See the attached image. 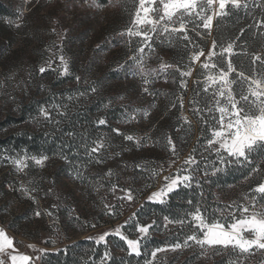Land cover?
<instances>
[{
    "label": "rangeland",
    "instance_id": "obj_1",
    "mask_svg": "<svg viewBox=\"0 0 264 264\" xmlns=\"http://www.w3.org/2000/svg\"><path fill=\"white\" fill-rule=\"evenodd\" d=\"M3 1L14 6L15 17L0 23V108L14 104L17 96L20 97L28 88H33L32 77L35 72L38 76L46 72L47 75L39 79V94L36 98L39 103H34L30 109V115L34 116H29L27 122L21 125L10 122L1 126L0 137L36 129L44 130L47 126L55 125L59 115L63 114L64 107L74 103H88L97 98V95L104 96L108 104L115 99L123 105L134 99L135 91L139 90L146 94L148 101H154L155 104L152 91L156 88H150L149 83L144 81L140 83L135 80L132 71L127 73L126 87L116 80L115 83H108L116 91L113 94L106 93L109 91L108 81L102 79L109 76L108 73L120 69L126 61L132 60L130 57L133 55H127L123 62L120 58L113 59L112 66L106 67V60L112 56L110 53H103L100 47L104 45L108 32H104V35L100 32L98 36L95 33L110 26V31L115 35L124 32L129 37L126 30L132 26L138 0L135 6L132 0ZM216 8L218 6H213L207 14L213 15ZM22 15L26 18L22 19ZM215 18L214 15L213 23ZM195 23L201 21L196 19ZM212 30L213 25L207 31L212 34ZM208 40L206 53L212 45L211 38ZM136 44L139 47L140 41ZM60 56L68 63L67 75H58L62 70ZM41 66L46 69L44 73L39 71ZM76 77L80 78L79 81ZM93 86L97 89L95 92L91 91ZM145 88L148 91H144ZM157 89L158 92L161 91V85ZM81 93L84 95H80ZM69 96L72 97L71 100ZM181 100L183 108L180 115L189 119L186 112L187 100L182 98L179 102ZM53 105L61 107L57 110ZM133 105L140 118L135 116L129 122L125 116L130 111L124 110L116 114L119 119L114 125L109 122L99 125L97 121L105 118L98 110L92 129L95 135L89 139L84 137L80 145H77L83 149V153L73 151L69 155L47 156L48 159L41 166L32 159L34 156L23 150H0V228L14 239L19 253L33 257L31 264H62L63 258L56 257L58 252H66V247L76 245L79 241L86 243L76 249L79 250V254L75 256L79 264H130V256L135 257L137 264H144L145 258L151 259L150 254L146 255L145 251H141L139 257L129 255L124 241L112 233L119 227L129 239H137L140 237V233L136 231L137 224L152 225L150 234L141 242L143 248L152 235L154 221L139 220L133 213L143 202H151L148 197L163 185L164 176L188 174L190 166L185 165L184 161L191 155L187 152L176 158L167 145L154 147L149 139L150 122L157 111ZM41 107L49 109L51 119L55 117L57 120L53 122L40 118ZM145 112L148 113L146 117ZM102 127H105L104 130ZM113 129H119L121 135ZM124 135L138 138L141 146L137 147L134 142L125 140ZM101 139L104 147L98 153L88 155V150L95 146L94 142ZM212 155L216 153H211L212 166L225 165L220 163L217 155L216 158H212ZM17 160L22 161L19 168L15 163ZM97 160L101 162L98 163ZM172 161L175 163L169 167ZM249 165L252 168L261 166L254 160ZM182 169H188V172L181 171ZM109 170L112 173L110 176L107 175ZM153 170L160 171V175L153 177ZM113 185L116 186L115 192L112 190ZM121 189L130 190L133 200L118 199L124 195ZM242 196L245 197L246 192ZM233 199L229 194L224 202L233 204ZM105 204L115 206L111 214ZM253 211L264 212L252 208L248 214ZM37 212L40 213L39 216L36 215ZM222 221L228 220L223 218ZM104 233L110 235L105 242L97 244L96 240ZM183 251L185 248L159 252L154 264H167L176 253ZM106 252L110 259H104ZM2 255L4 254H0Z\"/></svg>",
    "mask_w": 264,
    "mask_h": 264
},
{
    "label": "trees",
    "instance_id": "obj_2",
    "mask_svg": "<svg viewBox=\"0 0 264 264\" xmlns=\"http://www.w3.org/2000/svg\"><path fill=\"white\" fill-rule=\"evenodd\" d=\"M132 1L135 6L136 0ZM14 9V6L8 1L0 0V23L10 18L13 19L15 17ZM226 11L227 15L216 16L212 34L201 27L193 30L194 24L188 23V35L191 42L180 39L182 33H163L158 30L157 33L153 34L151 41L153 50L146 49L143 54L142 67L144 72L148 74L146 77L140 73V68L134 64L133 60H128L120 69L108 73L109 76L102 78L106 79V82L108 81L107 84L109 82L115 83L116 80V82L122 83L121 86L126 87L127 73L135 72V80L142 83L146 78L150 81L149 87L156 88L154 92L152 91L153 97L156 99L155 104L154 101H148L146 94H142L139 90L135 91L134 99L123 105L117 103L115 99L108 104L104 96L97 95V98L91 99L88 103L81 105L74 103L64 107V112L59 115L58 120L52 117L53 122L57 120L55 125L47 126L44 130L36 129L0 137V150L8 148L23 150L34 157L69 155L73 151L83 153V149L77 145H80L84 137L89 139L95 135L92 129L95 126V116H97L98 110L104 114L107 122L114 125L119 119H117L116 114L124 110L130 111L125 116L128 121L129 117L133 115L140 118L138 113L134 111L133 104H137L136 106L145 107L144 109L157 111L150 122L149 139L154 147L167 145V137L170 136L176 145V158H180L188 152L196 161L189 167V172L193 177L190 187L179 186L177 190L169 194L163 204L143 202L135 212V216L139 220L154 221L152 235L146 240L141 251H145L144 253L149 255L153 249L158 247L170 246L177 242L182 244L192 232L191 225L188 223L183 226L169 224L165 228L164 217H168L170 220L185 219L187 221L191 218L186 214L194 211L197 206L209 220L222 221L223 218L228 220L222 221L225 226L231 222L233 213L237 218L240 216L237 206L246 205L249 210L256 208L264 211V196L253 191V187L264 179V171L254 173L251 171L252 167L246 163H228L224 166L211 165L212 151L206 150L205 145L211 136L210 128L216 125L212 116L218 117L219 113H210L206 110L212 102V90L210 89L208 93L203 92L204 70L199 67V64L191 65L193 68L191 77H180L179 72L176 71L177 68L185 70L186 66H189V57L192 52L200 48L206 51L209 44L208 39L211 38L212 42L215 41L217 44L216 52H220L221 48L226 47L229 43L233 44V51L236 54L231 59L238 71H243L246 76L251 78L264 75V63H261L260 60L253 63L255 56H260L264 60V0H241L239 8L228 5ZM24 18L26 16L22 15V19ZM111 29L112 27L108 26V28L100 29L99 32L95 33V36H98L100 32L102 35L104 32H108L104 45L100 47L103 53H110L112 56L106 60V67L112 66L113 59L120 58L122 61L127 55H135L139 60L140 54L136 51L138 48L136 42L141 41V37H127L125 34L120 35L121 32L115 35L113 31H110ZM0 31H2V26H0ZM214 60L224 66L220 57H214ZM161 63L170 64L173 67L161 71ZM46 75L47 72L39 76L35 72L32 77L33 88H28L24 95L17 96L14 104L10 103L0 108V127L10 122L19 125L27 122L28 117L31 116L30 109L33 104L39 103L36 101L39 94V79ZM235 75V73L232 74L233 77ZM181 79L187 82L186 88L180 87ZM159 85H161V91L158 92L157 86ZM107 86L109 91L106 93L113 94L116 92L112 85L108 84ZM182 98L187 100L188 123H185L180 115L181 102L179 99ZM196 108L204 110L198 115L194 111ZM104 128L102 127V130ZM41 150L43 151L41 152ZM223 155L226 156L227 154L224 153ZM215 156L212 155V158H216ZM251 156L252 160L261 164L260 167L264 170V150L258 149ZM207 157H210L209 161ZM215 168L223 170L214 172ZM250 189H252L251 192ZM245 192L246 196L241 197V194ZM229 194L235 199H233V204L224 202L226 195ZM84 244H86L84 241H79L76 245L68 246L66 252L60 251L56 257L63 258L62 264H79L75 257L76 254H79L77 252L79 250L76 249ZM189 244L191 247H186L185 251L176 253L167 264H264V255L256 250H253L254 255L245 258L239 254L238 250L234 251L231 247L225 249L218 246L200 250L194 242L189 241ZM121 246L126 251L125 245L122 244ZM128 258L130 264H137L134 256Z\"/></svg>",
    "mask_w": 264,
    "mask_h": 264
},
{
    "label": "snow or ice",
    "instance_id": "obj_3",
    "mask_svg": "<svg viewBox=\"0 0 264 264\" xmlns=\"http://www.w3.org/2000/svg\"><path fill=\"white\" fill-rule=\"evenodd\" d=\"M231 5L233 8H239L241 6V0H138L134 17L131 21V27L126 30V34L129 37H141L140 46L136 49L137 53L140 54V59L133 55L130 59L133 60L134 64L140 68V73L143 76L148 74L144 72L142 67L143 54L145 48L152 51V35L158 32L163 33H182L180 39L191 42V38L188 35V23L194 24L195 28L203 27L204 29L211 30L213 25V16H224L227 15L226 8ZM213 6L218 8L213 10V15H208L207 12L213 9ZM246 7V5H245ZM185 17L189 19L186 20ZM175 18V19H174ZM198 19L201 23H195ZM178 23V26H176ZM147 26V27H144ZM159 26V29H158ZM121 33L120 35H124ZM200 35V33H197ZM195 47V45H193ZM217 44L215 41L212 42L211 48L207 51L200 48L197 51L192 52L189 57L190 64L186 66L185 70L177 68L180 77H191L193 68L191 65L199 64V67L204 70L203 80V92L208 93L212 90V102L207 107L208 112L219 113V116H212V119L216 121V125L210 128L211 136L207 140L206 150L214 151L217 155L221 164L228 163H252L253 152L258 149L264 150V75H260L257 78H251L245 75L243 71H238L234 67L231 57L235 55L233 51V44L229 43L226 47H222L220 52H216L215 49ZM220 57L221 64H218L214 57ZM204 58L203 60L201 58ZM62 70L58 72V75L68 74V63L63 56L59 57ZM260 60L264 63V60L260 56H255L253 63ZM50 67V63L48 64ZM173 65L161 63L160 70L166 71ZM45 67L39 68L40 73L45 72ZM235 73V77L232 74ZM136 73L133 72V75ZM79 81V77H76ZM144 83H149L145 78ZM236 86V87H234ZM180 87L186 88L187 82L183 79L180 80ZM97 89L93 86L92 92ZM144 91H148L147 88ZM80 95H84L81 93ZM72 97L69 96V100ZM122 99V97H121ZM175 106V105H173ZM183 108V101L180 104ZM53 108L59 110L60 105H53ZM204 109L196 108L194 111L199 115ZM62 114V113H60ZM145 117L148 115L144 113ZM39 117L51 121L50 111L47 108L41 107L39 109ZM135 119V116L129 117V122ZM184 122L188 123L187 117H183ZM203 120V117L201 116ZM99 125H105L107 121L103 118L97 121ZM118 135H121L119 129H113ZM71 135V133H70ZM127 141H132L137 147L141 146V141L133 135H124L123 137ZM95 146L88 150V155L98 153L100 149L104 147L103 140L94 142ZM167 145L169 151L173 156L177 155L176 145L173 142L172 137H167ZM226 153L227 155H223ZM67 159V157H62ZM95 158V157H93ZM228 158H231L230 160ZM37 165L43 166L44 161L48 159L47 156L32 157ZM98 163L101 161L97 160ZM19 168L22 161H15ZM172 161L169 164L171 167ZM196 163L194 157H189L184 161L185 165L191 166ZM139 167V165H137ZM221 168H215L214 172L222 171ZM181 171L188 172V169H182ZM252 172H260L261 168L259 165L254 166L251 169ZM111 170L107 175H111ZM160 175V171L153 170L152 176L156 177ZM207 175V173H205ZM163 185L156 191H153L148 197V200L153 203H165V198L170 193L177 190L179 186L185 188L191 186L193 177L190 172L188 174H177L175 176H164ZM113 192L116 191V186L112 187ZM124 195L119 196L118 199L132 201L133 195L130 190L121 189ZM253 191L255 193L262 194L264 196V182L259 183ZM191 203V201H189ZM115 206L105 204V208L109 209V214L112 213V209ZM231 207V206H230ZM254 207V205H253ZM237 211L240 212V216L237 218L235 213L232 214V220L225 226V223L212 219L209 220L206 217L199 206L194 211L187 213L190 216V220L179 219L170 220L168 217H164V227L167 228L169 224H179L181 226L188 223L191 225L192 232L188 235L184 242H179L170 245L169 248L158 247L151 251V259L145 258L144 264H154L157 253L168 251H176L178 249L191 247L189 241L194 242L201 249H212L216 246L222 248L231 247L234 251L238 250L241 256L254 255L253 250L260 252L264 255V212L253 211L249 213V207L246 205L237 206ZM40 215L39 212L36 213ZM51 215V213H49ZM135 216V213H133ZM152 225L141 226L136 225V231L140 233V237L137 239H129L118 227L115 229L114 234L118 236L121 241L127 245L128 254H135L137 257L141 256V242L147 237L149 229ZM110 233H104L99 236L96 243L106 241V237ZM29 247H34L29 245ZM10 250V251H9ZM15 253V254H14ZM0 264H31L33 257L19 253L14 239L8 235V233L0 228ZM39 259V257H37ZM105 260L110 259L109 254L105 253Z\"/></svg>",
    "mask_w": 264,
    "mask_h": 264
}]
</instances>
